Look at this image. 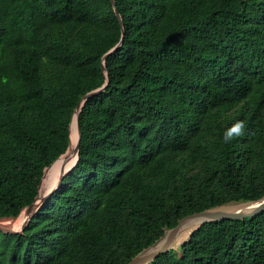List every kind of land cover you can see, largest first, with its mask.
I'll list each match as a JSON object with an SVG mask.
<instances>
[{
	"label": "trees",
	"instance_id": "trees-1",
	"mask_svg": "<svg viewBox=\"0 0 264 264\" xmlns=\"http://www.w3.org/2000/svg\"><path fill=\"white\" fill-rule=\"evenodd\" d=\"M115 1L124 37L111 0H0V219L32 205L109 80L75 169L0 230V264H129L185 216L264 196V0ZM178 247L151 264H264V211Z\"/></svg>",
	"mask_w": 264,
	"mask_h": 264
},
{
	"label": "water",
	"instance_id": "water-1",
	"mask_svg": "<svg viewBox=\"0 0 264 264\" xmlns=\"http://www.w3.org/2000/svg\"><path fill=\"white\" fill-rule=\"evenodd\" d=\"M111 2L113 4L115 11H116V14H117V16L121 22L122 33H123V37H124L125 36V28H124V25L122 23L121 15L118 11V8L116 7V1L111 0ZM123 42H124V39L122 38V40L120 41L119 44H117L113 49H111L108 53L105 54V56L103 57V61H104L103 62V68H104V70H106V67H105L106 59L110 55L115 53L117 50H119V48L122 46ZM108 83H109V80H107L106 84L103 87H101L97 90L91 91L90 93L85 95L75 109L74 119L76 118L77 125H78V133H79L78 143H77V147H76L77 161L75 162V164L69 169H64V167L66 166V164L70 160L69 158L72 156V135H71L70 145H69L68 150L60 158H58L50 167L45 169V172H44V175H43V178H42L39 190H38V195H37L35 201L32 203V205L25 208L21 212V214H24L28 209H31L32 213L30 215V219L28 220L27 224L21 230H9V229H4V228L0 227L1 231H3L4 233H19V232L21 233V232H23L24 229L30 223L32 217L41 209V207L45 204V202L51 198V196L54 194V192L56 190H58V188L61 187L62 179L64 177H66L67 175H69L75 169L76 165L78 164V161L80 160V155H79L80 142H81L80 114H81L82 108H83L84 104L86 103V101H88L91 97L99 95L103 91H105ZM72 123H71V126H72ZM59 162H62L61 163L62 172H61L59 184L56 186V188L47 197L44 198L41 195V187L43 184V180L46 176V171L49 168H52V169L56 168V166L59 165ZM233 204L234 205L226 204V205L216 206V207H212V208L206 209V210L201 211V212H196V213L185 216L184 218H182L178 222V224L175 227L166 229L164 234L160 238H158L153 244H151L149 247L143 249L139 254H137L130 261L129 264H151L160 255H162L168 251L177 249L176 246H179L178 248H180L183 245V243L188 241V239L191 237V235L196 230L200 229L203 225H205L207 223H211V222H215V221H221V220H225V219H244L247 217H254L255 215L264 211V196H262L258 199H255V200H249V201L233 203ZM34 206H35V208H34ZM10 218H13V217H10ZM2 219H5V218H1L0 220H2ZM189 231H191V234L188 237V239L185 240V236Z\"/></svg>",
	"mask_w": 264,
	"mask_h": 264
},
{
	"label": "bare ground",
	"instance_id": "bare-ground-1",
	"mask_svg": "<svg viewBox=\"0 0 264 264\" xmlns=\"http://www.w3.org/2000/svg\"><path fill=\"white\" fill-rule=\"evenodd\" d=\"M71 135H72V156L69 158V162L66 164L64 169H69L71 168L75 162L77 161V143H78V138H79V133H78V125L76 118L73 120L72 126H71ZM62 162H59V165L56 166V168L52 169L49 168L46 171V176L43 180V184L41 187V195L42 197H47L49 193H51L56 186L59 184L60 181V176L62 172ZM234 205V204H231ZM35 208V206H34ZM32 213V212H31ZM17 218H5L0 220V224H3L9 228V230H21L28 222L30 217L27 220H18L16 221ZM177 247V246H176Z\"/></svg>",
	"mask_w": 264,
	"mask_h": 264
},
{
	"label": "clouds",
	"instance_id": "clouds-1",
	"mask_svg": "<svg viewBox=\"0 0 264 264\" xmlns=\"http://www.w3.org/2000/svg\"><path fill=\"white\" fill-rule=\"evenodd\" d=\"M243 123L242 122H237L232 129H230L228 135L225 137V140H229L233 137V135H242L243 134Z\"/></svg>",
	"mask_w": 264,
	"mask_h": 264
},
{
	"label": "rangeland",
	"instance_id": "rangeland-1",
	"mask_svg": "<svg viewBox=\"0 0 264 264\" xmlns=\"http://www.w3.org/2000/svg\"><path fill=\"white\" fill-rule=\"evenodd\" d=\"M31 212H32L31 209H28L25 213L23 212L24 214H21L20 216L16 217L17 218L16 221H18V220H27L30 217ZM0 227H2L4 229H9L7 226H5L3 224H0Z\"/></svg>",
	"mask_w": 264,
	"mask_h": 264
}]
</instances>
